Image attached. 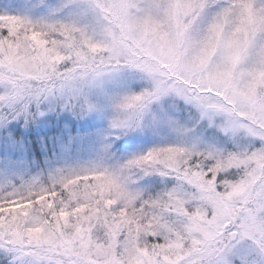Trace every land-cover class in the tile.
<instances>
[{"label": "rangeland", "instance_id": "obj_1", "mask_svg": "<svg viewBox=\"0 0 264 264\" xmlns=\"http://www.w3.org/2000/svg\"><path fill=\"white\" fill-rule=\"evenodd\" d=\"M18 118L84 136L56 191L0 175L11 264H264V0H0V126ZM118 140L132 175L96 159ZM68 196L64 227L35 223Z\"/></svg>", "mask_w": 264, "mask_h": 264}, {"label": "trees", "instance_id": "obj_2", "mask_svg": "<svg viewBox=\"0 0 264 264\" xmlns=\"http://www.w3.org/2000/svg\"><path fill=\"white\" fill-rule=\"evenodd\" d=\"M63 119L64 120H58L53 124H49L50 126L48 128L39 127L35 122H32L30 118L27 121L18 118L16 121H14V125H12L10 122L1 121L0 175L5 176V178L10 177L8 181H12L13 178L18 176V178L20 177L23 182L29 181L28 179L30 178L37 177L38 179L36 183L40 189H46L50 191L55 190L57 186L54 182L50 181V172L56 168V165L63 158L62 156L64 151L71 147L70 145L64 143L63 137L65 135H71L72 141H74V136L77 135L76 137L79 138L80 142L84 136L83 133H80L82 126H79L76 119ZM77 127H80L79 131L77 130ZM9 140L12 141V149L10 150ZM104 146L107 148V151H104L102 147V149L97 152V156L100 158H96L97 156H94L96 159L104 164L108 163L111 166L118 164L117 168L120 166L121 168L119 169L121 171L123 170V173L128 175L134 174V172L130 169V165L132 163L131 159L129 158L130 155H128V153L121 146V140L110 141L109 144L107 143V145ZM140 150L142 149L140 148ZM133 152L136 154L138 151L133 150ZM102 155H110L113 162L110 163V158L108 160H105V158L103 159ZM124 155L129 158L128 162H125L126 157ZM16 162H21L20 168L23 172H17V174L14 171L11 173L5 172V170L9 169L10 167H12V170H14V167L17 165ZM227 178L231 181L229 175H227ZM233 179H235V177ZM220 181H222L221 178ZM40 189H32L30 186L29 190H27L24 195L28 196L31 191L35 192L36 190ZM75 195L76 193L73 194V196ZM35 197L36 196H32V201H34ZM2 198L3 197L0 196V207ZM42 201L43 200L40 202ZM50 204L51 205L49 206L43 207V213H39V219L35 221V223L39 224V226H41V224H43L46 220H50L51 215H54L61 220L60 222H55L57 228H62L65 226V221L71 220L72 215H77V213L82 212L77 208V197L72 200V198L68 196V198H65L63 203L60 201V203L57 202L55 204ZM67 223L68 222H66V224ZM12 226L14 225H1L0 232L3 233L4 236V231L6 230L7 232L11 230L13 233H15V235L18 234L19 232L16 229V226L11 228ZM27 229H30L29 224L25 231ZM48 231H51V229ZM0 264H11V261L8 259V257L2 254V251L0 253Z\"/></svg>", "mask_w": 264, "mask_h": 264}]
</instances>
